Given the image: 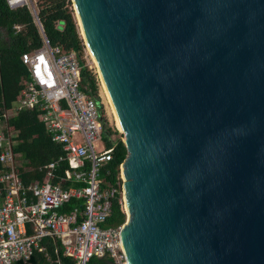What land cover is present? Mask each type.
<instances>
[{
  "label": "water",
  "instance_id": "1",
  "mask_svg": "<svg viewBox=\"0 0 264 264\" xmlns=\"http://www.w3.org/2000/svg\"><path fill=\"white\" fill-rule=\"evenodd\" d=\"M73 2L124 134L128 263L264 264V0Z\"/></svg>",
  "mask_w": 264,
  "mask_h": 264
},
{
  "label": "built area",
  "instance_id": "2",
  "mask_svg": "<svg viewBox=\"0 0 264 264\" xmlns=\"http://www.w3.org/2000/svg\"><path fill=\"white\" fill-rule=\"evenodd\" d=\"M7 3L12 9L29 8L43 43L22 53L29 76L16 105L0 115V264L26 261L37 249L45 252L42 242L48 237L59 241L63 254L75 264L93 258L126 264L124 223L105 226L118 195L126 212L123 167L120 164L117 183L106 185L101 172L112 160L114 147L104 137L96 98L82 88L81 59L75 50L50 42L36 0ZM24 109L38 110L39 120L64 150L39 168L42 178L29 182L23 177L27 160L14 150L17 132L8 123ZM72 199L80 203L67 209Z\"/></svg>",
  "mask_w": 264,
  "mask_h": 264
},
{
  "label": "trees",
  "instance_id": "3",
  "mask_svg": "<svg viewBox=\"0 0 264 264\" xmlns=\"http://www.w3.org/2000/svg\"><path fill=\"white\" fill-rule=\"evenodd\" d=\"M71 0H36L38 14L44 32L50 42L61 45L66 50H75L81 59L82 88L96 98L102 120L105 122L104 137L109 146H113V158L102 169V177L107 183L115 185L119 180V167L127 156L123 140L111 139L117 133L108 124L104 106L99 95V79L84 58L85 44L78 31L76 20L71 9ZM21 25L20 29L15 26ZM42 35L27 6L12 9L7 0H0V115L5 109L11 110L21 97L25 79L29 76L27 66L21 55L25 51L40 47ZM9 126L16 130L14 150L27 160L23 177L26 182L40 179L43 171L40 167L64 154L60 143L53 140L52 134L38 118L37 109H24L8 119ZM67 163L62 167H66ZM118 195L113 201L112 214L106 224L117 226L125 223L127 215L122 209ZM80 202L70 200L67 209ZM46 251L36 250L30 259L18 260L13 264H74L75 259L63 254L60 242L45 238L42 242ZM47 253V254H46ZM100 261L93 258L91 262Z\"/></svg>",
  "mask_w": 264,
  "mask_h": 264
},
{
  "label": "rangeland",
  "instance_id": "4",
  "mask_svg": "<svg viewBox=\"0 0 264 264\" xmlns=\"http://www.w3.org/2000/svg\"><path fill=\"white\" fill-rule=\"evenodd\" d=\"M72 3H71V9H72V12H73V16L76 20V23H77V26H78V31L80 33V36L81 38L83 39V42L85 44V50H84V58L87 62V64L90 66L91 69H93V71L97 74L98 76V79H99V95H100V98H101V102L103 103V106H104V113H105V117L107 118L108 120V124L109 126H111L113 129L117 130V133H114L112 134V138L113 139H116V138H123L124 137V134L123 132L118 128L117 124H116V121L114 119V115L112 113V110H111V106L110 104L108 103V100L104 94V91H103V88H102V84H101V80H100V76H99V72H98V69H97V66L96 64L94 63V60L92 59L91 55L89 54V51H88V47H87V44L85 43V39L83 38L82 34H81V28H80V25H79V21H78V18H77V15H76V10H75V6H74V2L73 0H71ZM126 209V207H125ZM127 215V213H126ZM127 220V219H126ZM105 226H108L107 224Z\"/></svg>",
  "mask_w": 264,
  "mask_h": 264
},
{
  "label": "bare ground",
  "instance_id": "5",
  "mask_svg": "<svg viewBox=\"0 0 264 264\" xmlns=\"http://www.w3.org/2000/svg\"><path fill=\"white\" fill-rule=\"evenodd\" d=\"M76 15H77V18H78V21H79L80 27H81V20H80V17H79V15H78L77 9H76ZM80 30H81V34H82L83 38L85 39V43L87 44V47H88L87 49H88V51H89V54L91 55L92 59L94 60V63H95L96 66H97V69H98V72H99V76H100V80H101V84H102V88H103L104 94H105V96H106V98H107V100H108V103H109L110 106H111V110H112V113H113V115H114V119H115V121H116V124H117L118 128L122 131L121 123H120V121H119V119H118V116H117V114H116V111H115V109H114V107H113V104H112V101H111L110 95H109V93H108V90H107V88H106L105 82H104L103 77H102V74H101L100 69H99V67H98V63H97V61H96V58H95L93 52H92L91 49H90V46H89V44H88V42H87V40H86V37H85V34H84V31H83L82 27H81ZM126 264H129L128 261H127Z\"/></svg>",
  "mask_w": 264,
  "mask_h": 264
}]
</instances>
